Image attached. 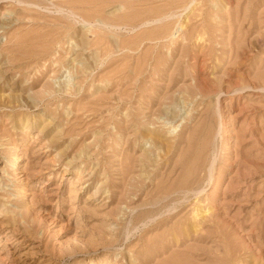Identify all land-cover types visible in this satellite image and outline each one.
<instances>
[{
	"label": "rangeland",
	"instance_id": "obj_1",
	"mask_svg": "<svg viewBox=\"0 0 264 264\" xmlns=\"http://www.w3.org/2000/svg\"><path fill=\"white\" fill-rule=\"evenodd\" d=\"M0 264H264V0H0Z\"/></svg>",
	"mask_w": 264,
	"mask_h": 264
},
{
	"label": "bare ground",
	"instance_id": "obj_2",
	"mask_svg": "<svg viewBox=\"0 0 264 264\" xmlns=\"http://www.w3.org/2000/svg\"><path fill=\"white\" fill-rule=\"evenodd\" d=\"M177 128H178V127H175L171 133H174V132L177 130ZM214 144H215V143H214ZM200 191H201V190H200ZM197 192H198V191H197ZM195 193H196V192H195ZM199 194H201V192H200V193H199V192L197 193V195H199ZM195 196H196V195H195ZM197 214H198V213H197ZM204 216H205V215H204ZM204 218H205V217H204ZM200 222H201V221H200ZM196 225H197V224H196ZM198 225H199V223H198Z\"/></svg>",
	"mask_w": 264,
	"mask_h": 264
}]
</instances>
